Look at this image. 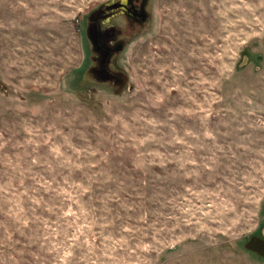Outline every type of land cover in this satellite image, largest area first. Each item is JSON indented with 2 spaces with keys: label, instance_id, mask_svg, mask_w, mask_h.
Here are the masks:
<instances>
[{
  "label": "rangeland",
  "instance_id": "374dc122",
  "mask_svg": "<svg viewBox=\"0 0 264 264\" xmlns=\"http://www.w3.org/2000/svg\"><path fill=\"white\" fill-rule=\"evenodd\" d=\"M106 0H0V264H264V0H149L89 73Z\"/></svg>",
  "mask_w": 264,
  "mask_h": 264
},
{
  "label": "flooded vegetation",
  "instance_id": "af4514ba",
  "mask_svg": "<svg viewBox=\"0 0 264 264\" xmlns=\"http://www.w3.org/2000/svg\"><path fill=\"white\" fill-rule=\"evenodd\" d=\"M150 3L149 0H106L86 15L85 32L93 52V64L89 73L102 82H111L118 91L127 81V76L122 71L111 67L113 57L126 47V40L121 37L122 25L118 24V19L124 20L123 25L127 31L142 26L151 18ZM89 30L92 37L89 36ZM120 46H124L122 50L119 49ZM105 77L108 78L102 80ZM123 78L125 82L119 87L118 83Z\"/></svg>",
  "mask_w": 264,
  "mask_h": 264
},
{
  "label": "water",
  "instance_id": "95a60500",
  "mask_svg": "<svg viewBox=\"0 0 264 264\" xmlns=\"http://www.w3.org/2000/svg\"><path fill=\"white\" fill-rule=\"evenodd\" d=\"M89 32V36L92 37V33L90 32V30L88 31ZM124 46H120L119 49L122 50ZM108 77H105V78H102V80L105 81V79H107ZM125 78V77H124ZM121 80L119 81V87L124 84L125 80ZM245 248L250 250V251H255L257 253H259L260 255H263L264 256V230L262 231V237H259L257 235H253L252 237H250L247 242H245L244 244Z\"/></svg>",
  "mask_w": 264,
  "mask_h": 264
}]
</instances>
